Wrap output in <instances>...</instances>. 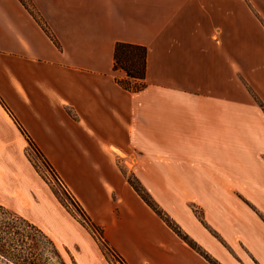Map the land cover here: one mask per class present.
Segmentation results:
<instances>
[{"label":"crops","instance_id":"1","mask_svg":"<svg viewBox=\"0 0 264 264\" xmlns=\"http://www.w3.org/2000/svg\"><path fill=\"white\" fill-rule=\"evenodd\" d=\"M115 40L145 45L136 88ZM233 92L264 102V0H0L2 189L77 264H109L26 172L31 141L126 264H264V164L247 159L264 103Z\"/></svg>","mask_w":264,"mask_h":264},{"label":"rangeland","instance_id":"2","mask_svg":"<svg viewBox=\"0 0 264 264\" xmlns=\"http://www.w3.org/2000/svg\"><path fill=\"white\" fill-rule=\"evenodd\" d=\"M132 82L136 83L137 86L139 84L135 81ZM229 98L231 101L264 103L259 95L254 93L233 92L229 94ZM238 137H241V143L245 145L242 134ZM29 145L22 144L21 149L22 158L29 163V169L26 172L36 177L38 186H43L49 190L53 200L70 218L86 228L105 260L111 264L108 260L110 247L101 236L99 228L90 224L84 209L61 176L32 144ZM254 157H258L256 158L258 162L264 164V155L262 157L250 155L247 156V159ZM237 159L238 157L231 156L230 162H235ZM260 163L248 160L249 170L252 168L260 169ZM128 176L134 184H137L133 175L129 174ZM257 178L261 179V173ZM5 182L4 177H0V264H77L74 259V252L69 249L64 241H62L63 247H61L58 239L52 235L53 241L44 229L43 231L39 229V227L42 228L40 224L42 216L35 207L30 203H20L19 196L11 194V188L2 189V186L6 185ZM141 189L144 197L146 194L148 195ZM261 196H264V190ZM193 210L198 216H201V210L195 207ZM75 231L80 232L78 229Z\"/></svg>","mask_w":264,"mask_h":264},{"label":"trees","instance_id":"3","mask_svg":"<svg viewBox=\"0 0 264 264\" xmlns=\"http://www.w3.org/2000/svg\"><path fill=\"white\" fill-rule=\"evenodd\" d=\"M145 45L124 41L115 40L112 49V68H120L124 72V77L117 78V82L126 88H136L137 84L131 82L133 80H141L145 72ZM141 84V83H140ZM29 142V140H28ZM32 143L31 141L29 142ZM142 197L148 201V198Z\"/></svg>","mask_w":264,"mask_h":264},{"label":"built area","instance_id":"4","mask_svg":"<svg viewBox=\"0 0 264 264\" xmlns=\"http://www.w3.org/2000/svg\"><path fill=\"white\" fill-rule=\"evenodd\" d=\"M56 179L59 181V179L56 177ZM108 260L111 264H126L123 260V258L117 254L114 250L110 248L108 251Z\"/></svg>","mask_w":264,"mask_h":264}]
</instances>
